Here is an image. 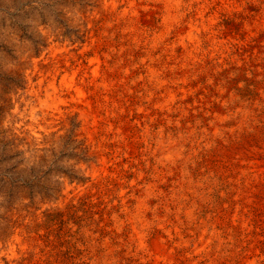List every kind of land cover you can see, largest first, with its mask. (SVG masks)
Returning a JSON list of instances; mask_svg holds the SVG:
<instances>
[{"label":"rangeland","instance_id":"1","mask_svg":"<svg viewBox=\"0 0 264 264\" xmlns=\"http://www.w3.org/2000/svg\"><path fill=\"white\" fill-rule=\"evenodd\" d=\"M197 2L0 0V264H264V0Z\"/></svg>","mask_w":264,"mask_h":264},{"label":"bare ground","instance_id":"2","mask_svg":"<svg viewBox=\"0 0 264 264\" xmlns=\"http://www.w3.org/2000/svg\"><path fill=\"white\" fill-rule=\"evenodd\" d=\"M134 1H138V0H134ZM155 1V0H154ZM141 2V1H140ZM164 2V1H163ZM175 2V1H174ZM198 2H199V0H198ZM197 2V3H198ZM132 3V2H131ZM158 3V2H157ZM125 4V3H124ZM139 4V3H138ZM172 4V3H171ZM180 4V3H179ZM190 4V3H189ZM142 5V4H141ZM170 5V4H169ZM191 5V4H190ZM199 5V4H198ZM197 5V6H198ZM113 6V5H112ZM120 6V5H119ZM156 6V5H155ZM204 6V5H203ZM134 7V6H133ZM170 7V6H169ZM104 8V7H103ZM140 8V7H139ZM138 8V9H139ZM144 9V8H143ZM169 10V9H168ZM168 10H167V12H168ZM179 10H180V8H179ZM201 10H202V8H201ZM109 11V10H108ZM126 11V10H125ZM163 11V10H162ZM171 11V10H170ZM197 11V10H196ZM120 12V11H119ZM138 12V11H137ZM107 13V12H106ZM125 13V12H124ZM189 13V12H188ZM115 14V13H114ZM127 14V13H126ZM200 14H201V12H200ZM123 15V14H122ZM163 15V14H162ZM171 15V14H170ZM115 16V15H114ZM173 16V15H172ZM176 16V15H175ZM179 16V15H178ZM109 17V16H108ZM174 17V16H173ZM172 17V18H173ZM196 17H198V16H196ZM125 18V17H124ZM129 18V17H128ZM165 18V17H164ZM171 18V17H170ZM119 19V18H118ZM130 19V18H129ZM177 19V18H176ZM257 19V18H256ZM111 20V19H110ZM121 20V19H120ZM123 20V19H122ZM121 20V21H122ZM201 20V19H200ZM126 21V20H125ZM172 21V20H171ZM120 22V21H119ZM168 22H170V21H168ZM176 22V21H175ZM215 22V21H214ZM201 23V22H200ZM113 24V23H112ZM163 24V23H162ZM174 24V23H173ZM172 24V25H173ZM176 24V23H175ZM211 25V24H210ZM257 25V24H256ZM216 26V25H215ZM162 27V26H161ZM169 27V26H168ZM172 27V26H171ZM196 28V27H195ZM210 28V27H209ZM190 29V28H189ZM214 29V28H213ZM162 30V29H161ZM101 31V30H100ZM126 31V30H125ZM170 31V30H169ZM200 31V30H199ZM127 32V31H126ZM188 32V31H187ZM204 32H206V31H204ZM94 33V32H93ZM106 33V32H105ZM122 33V32H121ZM166 33V32H165ZM200 33V32H199ZM202 33V32H201ZM129 34V33H128ZM106 35V34H105ZM161 35H163V34H161ZM168 35V34H167ZM174 35V34H173ZM91 36V35H90ZM191 36V35H190ZM171 37V36H170ZM187 37V36H186ZM192 37V36H191ZM100 38V37H99ZM157 38V37H156ZM166 38V37H165ZM173 38V37H172ZM135 39V38H134ZM158 39V38H157ZM163 39V38H162ZM180 39V38H179ZM183 39H184V37H183ZM192 39V38H191ZM154 40V39H153ZM164 40V39H163ZM162 40V41H163ZM189 40V39H188ZM187 40V41H188ZM136 41V40H135ZM147 41V40H146ZM159 41V40H158ZM221 41V40H220ZM95 42H98V38H97V40L96 41H93V42H91L92 44H94ZM152 42V41H151ZM175 42V41H174ZM177 42V41H176ZM178 42H179V40H178ZM171 43V42H170ZM194 43V42H193ZM213 43V42H212ZM156 44V43H155ZM191 44V43H190ZM214 44V43H213ZM227 44V43H226ZM177 45V44H176ZM181 45V44H180ZM155 46V45H154ZM217 46V45H216ZM88 47V46H87ZM91 48V47H90ZM93 48V47H92ZM222 48H224V47H222ZM56 50V49H55ZM158 50V49H157ZM195 50H196V48H195ZM220 50V49H219ZM168 51V50H167ZM215 51V50H214ZM65 52V51H64ZM85 52V51H84ZM100 52V50L99 49H96L95 50V53H97L96 55V59L93 61V63H92V69L90 70L91 71V77H89L88 76V78L90 79V82H92V84H93V89H92V94L93 95H90V94H88L87 93V89L85 88L86 86H82V85H80V82H79V80H80V71L79 72H76V73H74L73 75H71L72 77H71V79L68 81H64L65 82V85H67V88H68V92H69V95L71 96V95H74L75 97H76V99L77 100H75V98L74 99H72V100H62L60 97H59V95L57 94V91L55 90V97L53 98V101H54V104H55V107H54V109H56V112H59L60 111V108H59V106H60V104H62V105H64V106H66V107H70L71 106V102L73 101V102H75V103H77V104H79V105H81V107H79L80 109H78L79 111H80V113L82 114V115H84L85 116V118H84V130H86L87 132H89V134H91V135H93L94 133H97V132H95L96 130H90V121H89V119H87L86 117L90 114L92 117H93V125L96 127H98L99 126V124H100V119L98 118V116H99V107H100V94H99V89H98V85H97V83H98V81L100 80V78H102V72H103V70H105L104 69V61L102 60V58L100 57V55L98 54ZM113 52V51H112ZM185 52V51H184ZM155 53V52H154ZM210 53V52H209ZM226 53V52H225ZM233 53V52H232ZM57 54V53H56ZM67 54V53H66ZM86 54V53H85ZM89 54H91V53H89ZM192 55V54H191ZM215 55V54H214ZM82 56H83V54H82ZM169 56V55H168ZM213 56V55H212ZM218 56V55H217ZM229 56V55H228ZM51 57V56H50ZM60 57H62V56H60ZM66 57V56H65ZM67 58V57H66ZM72 58V57H71ZM226 58V57H225ZM56 59V58H55ZM91 59V58H90ZM175 59V58H174ZM177 59V58H176ZM209 59V58H208ZM93 60V59H92ZM171 60V59H170ZM173 60V59H172ZM225 60V59H224ZM41 61V60H40ZM62 61V60H61ZM83 61V60H82ZM81 61V62H82ZM87 61V60H86ZM176 61V60H175ZM234 61V60H233ZM65 62V61H64ZM70 62V61H69ZM169 62V61H168ZM178 62V61H177ZM37 63V62H36ZM61 63V62H60ZM71 63V62H70ZM79 63V62H78ZM77 63V64H78ZM87 63V62H86ZM237 63V62H236ZM239 63V62H238ZM57 64V63H56ZM76 64V65H77ZM81 64V63H80ZM172 64V63H171ZM230 64H232V63H230ZM69 65V64H68ZM71 65V64H70ZM142 65V64H141ZM61 66V65H60ZM83 66V65H82ZM174 66V65H173ZM203 66V65H202ZM58 68V67H57ZM77 68V67H76ZM117 68V67H116ZM163 68V67H162ZM81 69V68H80ZM118 69V68H117ZM61 70V69H60ZM110 70V69H109ZM156 70V69H155ZM160 70V69H159ZM83 71V70H82ZM153 73L155 72V71H152ZM59 73V72H58ZM71 73V72H70ZM67 74V73H66ZM82 74V73H81ZM114 74V73H113ZM126 74V73H125ZM159 74V73H158ZM172 74V73H171ZM112 75V74H111ZM166 75V74H165ZM174 75V74H173ZM110 76V75H109ZM53 77V76H52ZM56 77H57V75H56ZM82 77V76H81ZM108 77V76H107ZM116 77V76H115ZM162 79H163V77H161ZM160 78V79H161ZM117 79V78H116ZM155 79V78H154ZM160 79H158V80H160ZM92 80V81H91ZM166 80V79H165ZM81 81V80H80ZM162 81V80H161ZM261 81V80H260ZM87 82V81H86ZM100 82V81H99ZM118 82V81H117ZM158 82V81H157ZM63 83V82H62ZM176 83V82H175ZM54 84V83H53ZM168 84H169V82H168ZM106 85H107V83H106ZM156 85V84H155ZM164 85V84H163ZM53 86V85H52ZM88 86V85H87ZM166 86V85H165ZM61 87V86H60ZM103 87V86H102ZM105 87H107V86H105ZM116 87V86H115ZM119 87V86H118ZM149 87V86H148ZM89 88V87H88ZM177 88V87H176ZM61 89V88H60ZM101 89V88H100ZM179 89V88H178ZM125 90V89H124ZM159 91V90H158ZM168 91V90H167ZM178 91V90H177ZM106 93V92H105ZM168 93V92H167ZM61 94H63V93H61ZM114 94H116L115 92H114ZM108 95V94H107ZM161 95V94H160ZM234 95V94H233ZM67 96V95H66ZM114 96V95H113ZM235 96V95H234ZM72 97V96H71ZM110 97V96H109ZM157 97V96H156ZM236 97V96H235ZM155 98V97H154ZM168 98V97H167ZM177 98V97H176ZM234 98V97H233ZM260 98V97H259ZM51 99V98H50ZM159 99V98H158ZM52 100V99H51ZM153 100V99H152ZM120 101V100H119ZM165 101V100H164ZM109 102V101H108ZM243 102V101H242ZM260 102V101H259ZM261 102H262V100H261ZM119 103V102H118ZM122 103V102H121ZM156 103V102H155ZM167 103V102H166ZM176 103V102H175ZM135 104V103H134ZM151 104V103H150ZM255 104V103H254ZM133 105V104H132ZM52 106V105H51ZM54 106V105H53ZM138 106V105H137ZM250 106V105H249ZM261 106V105H260ZM62 107V106H61ZM112 107V106H111ZM134 107V106H133ZM159 107V106H158ZM259 107V106H258ZM242 108V107H241ZM110 109V108H109ZM140 109V108H139ZM152 109H153V107H152ZM158 109V108H157ZM256 109V108H255ZM133 110V109H132ZM138 110V109H137ZM164 110H165V108H164ZM168 110V109H167ZM260 110V109H259ZM113 111V110H112ZM141 111V110H140ZM62 112V111H61ZM139 112V111H138ZM143 112V111H142ZM169 112V111H168ZM89 113V114H88ZM65 114V113H64ZM78 114V113H77ZM80 114V115H81ZM162 114V113H161ZM259 114V113H258ZM262 114V113H261ZM57 115V114H56ZM123 115V114H122ZM90 116V117H91ZM141 116V115H140ZM146 116V115H145ZM150 116V115H149ZM105 117V116H104ZM125 117V116H124ZM65 118V117H64ZM118 118V117H117ZM124 120V119H123ZM139 121H140V119H138ZM212 120V119H211ZM256 120V119H255ZM104 121V120H103ZM106 121V120H105ZM118 121V120H117ZM199 121V120H198ZM110 122V121H109ZM262 122V121H261ZM264 122V121H263ZM202 123V122H201ZM104 124V123H103ZM116 124V123H115ZM193 124V123H192ZM105 125V124H104ZM254 125H255V123H254ZM258 125H259V123H258ZM81 126V125H80ZM143 126V125H142ZM193 126V125H192ZM101 127V126H100ZM210 127V126H209ZM230 127V126H229ZM154 128V127H153ZM164 128V127H163ZM188 128V127H187ZM203 128V127H202ZM260 128V127H259ZM195 129V128H194ZM217 129V128H216ZM115 130V129H114ZM233 130V129H232ZM51 131V130H50ZM145 131V130H144ZM201 131H203V130H200V132ZM253 131V130H252ZM86 132V133H87ZM110 132V131H109ZM122 132H124V131H122ZM163 132V131H162ZM190 132V131H189ZM196 132V131H195ZM240 132V131H239ZM104 133V132H103ZM108 133V132H107ZM125 133V132H124ZM127 133V132H126ZM145 133V132H144ZM193 133V132H192ZM165 134V133H164ZM186 134V133H185ZM195 134V133H194ZM245 134V133H244ZM257 134V133H256ZM84 135V134H83ZM95 135V134H94ZM135 135V134H134ZM260 135V134H259ZM258 135V136H259ZM87 136V135H86ZM108 136V135H107ZM248 136V135H247ZM92 137V136H91ZM110 137V136H109ZM136 137V136H135ZM134 137V138H135ZM155 137V136H154ZM185 137V136H184ZM218 137V136H217ZM255 137V136H254ZM123 138V137H122ZM193 138V137H192ZM206 138V137H205ZM209 138V137H208ZM240 138V137H239ZM97 139V138H96ZM116 139V138H115ZM137 139H140V138H137ZM185 139H188L187 137L185 138ZM237 139V138H236ZM246 139V138H245ZM259 139V138H258ZM101 140V139H100ZM105 140V139H104ZM125 140V139H124ZM181 140V139H180ZM201 140V139H200ZM219 140V139H218ZM232 140V139H231ZM234 140H235V138H234ZM240 140V139H239ZM244 140V139H243ZM130 141H132V140H130ZM159 141V140H158ZM261 141V140H260ZM95 142V141H94ZM101 142H102V140H101ZM125 142V141H124ZM172 142V141H171ZM193 142V141H192ZM196 142V141H195ZM223 142V141H222ZM247 142V141H246ZM254 142V141H253ZM140 143V142H139ZM169 143V142H168ZM190 143V142H189ZM194 143V142H193ZM201 143V142H200ZM207 143V142H206ZM217 143V142H216ZM221 143V142H220ZM232 143V142H231ZM237 143V142H236ZM143 144V143H142ZM141 144V145H142ZM187 144V143H186ZM215 144V143H214ZM246 144V143H245ZM258 144V143H257ZM108 145V144H107ZM197 145V144H196ZM253 145H255L254 143H253ZM98 146V145H97ZM102 146V145H101ZM105 146V145H104ZM109 146V145H108ZM168 146V145H167ZM182 146H184V145H182ZM181 146V147H182ZM223 146V145H222ZM229 146H231V145H229ZM257 146V145H256ZM147 147V146H146ZM198 147V146H197ZM201 147V146H200ZM218 147H220V146H218ZM232 147V146H231ZM237 147V146H236ZM240 147V146H239ZM92 148V147H91ZM188 148V147H187ZM191 148H192V146H191ZM176 149V148H175ZM178 149V148H177ZM211 149V148H210ZM225 149V148H224ZM254 149V148H253ZM261 149V148H260ZM263 149V148H262ZM92 150V149H91ZM115 150V149H114ZM172 150V149H171ZM171 150H169V151H171ZM201 150V149H200ZM242 150H243V148H242ZM246 150V149H245ZM259 150V149H258ZM105 151H106V149H105ZM141 151V150H140ZM147 151H148V149H147ZM168 151V150H167ZM168 151V152H169ZM233 151V150H232ZM175 152V151H174ZM210 152V151H209ZM217 152V151H216ZM256 152V151H255ZM113 153V152H112ZM116 153V152H115ZM171 153V152H170ZM184 153V152H183ZM224 153V152H223ZM178 154V153H177ZM241 154V153H240ZM239 154V155H240ZM243 154V153H242ZM241 154V155H242ZM100 155V154H99ZM138 155V154H137ZM159 155V154H158ZM189 155V154H188ZM198 155V154H197ZM218 155H220V154H218ZM228 155V154H227ZM234 155H236V154H234ZM94 156V155H93ZM139 156V155H138ZM166 156V155H165ZM253 156V155H252ZM183 157V156H182ZM190 157H191V155H190ZM245 157V156H244ZM246 157H247V155H246ZM255 157V156H254ZM113 158H114V156H113ZM168 158V157H167ZM166 159V158H165ZM195 160V159H194ZM197 160V159H196ZM206 160V159H205ZM107 161H108V159H107ZM146 161V160H145ZM189 161V160H188ZM190 161H192V160H190ZM218 161V160H217ZM243 161V160H242ZM247 161V160H246ZM113 162V161H112ZM124 162V161H123ZM151 162V161H150ZM196 162V161H195ZM200 162V161H199ZM198 162V163H199ZM233 162V161H232ZM105 163V162H104ZM145 163V162H144ZM160 163V162H159ZM202 163V162H201ZM216 163V162H215ZM153 164V163H152ZM162 164V163H161ZM175 164V163H174ZM191 164V163H190ZM218 164V163H217ZM228 164V163H227ZM226 164V165H227ZM105 165V164H104ZM140 165V164H139ZM154 165V164H153ZM197 165V164H196ZM223 165H225V164H223ZM100 166V165H99ZM169 166V165H168ZM173 166V165H172ZM178 166V165H177ZM203 166V165H202ZM243 166V165H242ZM257 166H259V165H257ZM142 167V166H141ZM201 167V166H200ZM212 167V166H211ZM229 167H230V165H229ZM237 167V166H236ZM251 167V166H250ZM99 168V167H98ZM111 168V167H110ZM150 168V167H149ZM175 168V167H174ZM183 168H184V166H183ZM248 168V167H247ZM106 169H107V167H106ZM205 169V168H204ZM225 169V168H224ZM240 169V168H239ZM253 169V168H252ZM116 170V169H115ZM151 170V169H150ZM186 170V169H185ZM201 170V169H200ZM211 170V169H210ZM223 170V169H222ZM221 170V171H222ZM228 170V169H227ZM234 170V169H233ZM242 170V169H241ZM112 171H114V170H112ZM178 171H180V170H178ZM249 171V170H248ZM256 171H258V170H256ZM261 171V170H260ZM115 172H117V171H115ZM218 172V171H217ZM225 172V171H224ZM114 173V172H113ZM150 173V172H149ZM154 173V172H153ZM215 173V172H214ZM228 173H230V172H228ZM240 173V172H239ZM261 173V172H260ZM117 174V173H116ZM137 174V173H136ZM259 174V173H258ZM193 175V174H192ZM205 175V174H204ZM229 175V174H228ZM232 175V174H231ZM97 176V175H96ZM123 176V175H122ZM177 176V175H176ZM207 176H208V173H207ZM217 176V175H216ZM242 176V175H241ZM248 176V175H247ZM250 176V175H249ZM114 177V176H113ZM256 177V176H255ZM223 178V177H222ZM246 178V177H245ZM101 179V178H100ZM108 179V178H107ZM117 179V178H116ZM126 179V178H125ZM134 179V178H133ZM143 179H145V178H143ZM200 179V178H199ZM238 179V178H237ZM261 179V178H260ZM123 180V179H122ZM160 180V179H159ZM220 180V179H219ZM250 180V179H249ZM252 181H253V179H251ZM115 181V180H114ZM213 181V180H212ZM215 181V180H214ZM102 182V181H101ZM125 182V181H124ZM150 182V181H149ZM196 182V181H195ZM206 182V181H205ZM208 182V181H207ZM100 183V182H99ZM142 183V182H141ZM193 183V182H192ZM224 183H226V182H224ZM128 184V183H127ZM137 184V183H136ZM207 184V183H206ZM249 184V183H248ZM124 185V184H123ZM134 185V184H133ZM138 186V185H137ZM236 186V185H235ZM252 186V185H251ZM127 187V186H126ZM145 188V187H144ZM202 188V187H201ZM230 188V187H229ZM139 189V188H138ZM74 190V189H73ZM129 190V189H128ZM251 190V189H250ZM253 190V189H252ZM131 191V190H130ZM140 191V190H139ZM182 191V190H181ZM117 192V191H116ZM120 193H121V191H119ZM205 192V191H204ZM211 192V191H210ZM244 192V191H243ZM66 193H69L68 191L66 192ZM135 193V192H134ZM231 193V192H230ZM251 193V192H250ZM71 194H73V193H71ZM244 194V193H243ZM248 193H246V195H247ZM182 195V194H181ZM187 195V194H186ZM192 195V194H191ZM250 195V194H249ZM248 195V196H249ZM253 195V194H252ZM136 196V195H135ZM228 196V195H227ZM230 196V195H229ZM232 196H234V195H232ZM138 197V196H137ZM247 197V196H246ZM150 198V197H149ZM167 198H169V197H167ZM216 198V197H215ZM70 199V198H69ZM119 199V198H118ZM227 199V198H226ZM236 199V198H235ZM64 200V199H63ZM208 200V199H207ZM237 200V199H236ZM62 201V200H61ZM150 201V200H149ZM169 201V200H168ZM175 201V200H174ZM192 201V200H191ZM221 201V200H220ZM224 201V200H223ZM248 201V200H247ZM118 202V201H117ZM133 202V201H132ZM227 202V201H226ZM225 202V203H226ZM64 203V202H63ZM70 203V202H69ZM143 204H144V200H143V202H142ZM147 203V202H146ZM131 204V203H130ZM150 204V203H149ZM227 204V203H226ZM234 204V203H233ZM203 205V204H202ZM247 205V204H246ZM65 206H66V204H65ZM245 206V205H244ZM117 207V206H116ZM141 207V206H140ZM150 207V206H149ZM172 207V206H171ZM203 207V206H202ZM233 207V206H232ZM247 207V206H246ZM245 207V208H246ZM186 208V207H185ZM242 208V207H241ZM250 208V207H249ZM137 209H138V207H137ZM172 209H173V207H172ZM193 209H195V208H193ZM146 210V209H145ZM180 210V209H179ZM189 210H191V209H189ZM205 210V209H204ZM114 211V210H113ZM183 211V210H182ZM192 211H194V210H192ZM219 211H220V209H219ZM231 211V210H230ZM245 211V210H244ZM248 211V210H247ZM126 212H128V211H126ZM188 212V211H187ZM240 212H241V210H240ZM129 213V212H128ZM127 213V214H128ZM151 213V212H150ZM216 213H217V211H216ZM140 214V213H139ZM142 214V213H141ZM144 214H146V213H144ZM185 214V213H184ZM226 214V213H225ZM232 214V213H231ZM150 215V214H149ZM211 215V214H210ZM214 215V214H213ZM243 215H246V214H243ZM128 216V215H127ZM136 216V215H135ZM138 216V215H137ZM182 216V215H181ZM237 216V215H236ZM129 217V216H128ZM139 217V216H138ZM146 217V216H145ZM175 217H177V216H175ZM206 217V216H205ZM204 217V218H205ZM244 217V216H243ZM133 218H135V217H133ZM137 218V217H136ZM153 218V217H152ZM173 218V217H172ZM217 218V217H216ZM234 218H236V217H234ZM128 219V218H127ZM187 219V218H186ZM192 219V218H191ZM218 219H220V218H218ZM217 219V220H218ZM123 220V219H122ZM135 221V220H134ZM133 221V222H134ZM145 221V220H144ZM161 221V220H160ZM173 221V220H172ZM240 221V220H239ZM119 222V221H118ZM155 222V221H154ZM175 222V221H174ZM196 222V221H195ZM222 222H224V221H222ZM188 223V222H187ZM199 223V222H198ZM219 223V222H218ZM230 223V222H229ZM228 223V224H229ZM252 223V222H251ZM120 224V223H119ZM144 225H145V223H143ZM175 224V223H174ZM124 225V224H123ZM181 225V224H180ZM227 225V224H226ZM160 226V225H159ZM235 226V225H234ZM129 227V226H128ZM164 227V226H163ZM180 227V226H179ZM226 227V226H225ZM126 228H127V226H126ZM181 228V227H180ZM239 228V227H238ZM242 228V227H241ZM248 228H250V227H248ZM153 229V228H152ZM176 229V228H175ZM244 229V228H243ZM246 229V228H245ZM190 230V229H189ZM228 230H230V229H228ZM143 231V230H142ZM182 231V230H181ZM192 231V230H191ZM245 231V230H244ZM119 232V231H118ZM139 232V231H138ZM17 233V232H16ZM15 233V234H16ZM77 233V232H76ZM136 233V232H135ZM184 233V232H183ZM217 233V232H216ZM222 233V232H221ZM226 233V232H225ZM157 234V233H156ZM165 234V233H164ZM163 234V235H164ZM227 234H228V232H227ZM233 234V233H232ZM238 234V233H237ZM236 234V235H237ZM93 235V234H92ZM178 235H179V233H178ZM235 235V236H236ZM244 235V234H243ZM135 236V235H134ZM136 236H138L139 237V242H141V244H142V246L143 247H146V245H145V243H142V236L140 235V234H137ZM248 236V235H247ZM20 237V236H19ZM182 237V236H181ZM205 237V236H204ZM209 237V236H208ZM224 237V236H223ZM234 237V236H233ZM245 237V236H244ZM115 238V237H114ZM126 238V237H125ZM132 238V237H131ZM153 238V237H152ZM184 238V237H183ZM197 238V237H196ZM178 239V238H177ZM208 239V238H207ZM206 239V240H207ZM244 239V238H243ZM112 240V239H111ZM206 240H204V239H200V241H201V245H197V247H196V249L194 250V253L195 254H199L200 255V253L203 251V250H206V248H207V241ZM118 241V240H117ZM158 241V240H157ZM240 241V240H239ZM245 241V240H244ZM250 241V240H249ZM252 241V240H251ZM19 242V241H18ZM118 242H120V241H118ZM167 242V241H166ZM171 242V241H170ZM221 242V241H220ZM124 243V242H123ZM122 243V244H123ZM181 243V242H180ZM198 243V242H197ZM25 244V243H24ZM95 244V243H94ZM136 244H137V242H136ZM147 244V243H146ZM152 244V243H151ZM226 244V243H225ZM242 244V243H241ZM245 244H246V242H245ZM26 245V244H25ZM116 245V244H115ZM147 245H149V244H147ZM168 245V244H167ZM177 245V244H176ZM189 245V244H188ZM196 245V244H195ZM233 245V244H232ZM236 245V244H235ZM244 245V244H243ZM247 245V244H246ZM122 246V245H121ZM171 246V245H170ZM186 246V245H185ZM20 247H22L21 245H20ZM27 247V246H26ZM133 247V246H132ZM152 247V246H151ZM173 247H175V246H173ZM172 247V248H173ZM178 247V246H177ZM245 247V246H244ZM135 248V247H134ZM170 248V247H169ZM255 248V247H254ZM133 249V248H132ZM153 249V248H152ZM157 249V248H156ZM160 249V248H159ZM158 249V250H159ZM178 249H179V247H178ZM194 249V248H193ZM238 249V248H237ZM241 249V248H240ZM93 251H95L94 249H92ZM97 250V249H96ZM163 250V249H162ZM184 250V249H183ZM180 251V250H179ZM231 251V250H230ZM128 252V251H127ZM158 252H160V251H158ZM186 252V251H185ZM236 252V251H235ZM161 253H163V252H161ZM182 253H184V252H182ZM218 253V252H217ZM144 254V253H143ZM153 254V253H152ZM177 254V253H176ZM175 254V255H176ZM223 254V253H222ZM226 254V253H225ZM238 254V253H237ZM9 255V254H8ZM160 255V254H159ZM210 255V254H209ZM156 256V255H155ZM182 256V255H181ZM207 256V255H206ZM168 257V256H167ZM173 257V256H172ZM171 257V258H172ZM190 257V256H189ZM202 257H203V255H202ZM155 258V257H154ZM158 258V257H157ZM166 258V257H165ZM179 258V257H178ZM184 258V257H183ZM195 258V257H194ZM209 258V257H208ZM139 259V258H138ZM168 259V258H167ZM222 259V258H221ZM228 259V258H227ZM131 260V259H130ZM155 260V259H154ZM164 260V259H163ZM169 260H171V259H169ZM179 260V259H178ZM184 260V259H183ZM199 260V259H198ZM219 260V259H218ZM109 261V260H108ZM112 261V260H111ZM176 261V260H175ZM201 261V260H200ZM100 262V261H99ZM103 262V261H102ZM107 262V261H106ZM110 262V261H109ZM125 262V261H124ZM129 262V261H128ZM135 262H136V260H135ZM157 262H159L158 261V259H157ZM170 262V261H169ZM209 262V261H208ZM89 263V262H88ZM176 263V262H175ZM204 263V262H203ZM81 264V263H80ZM124 264V263H123ZM177 264V263H176ZM191 264V263H190ZM208 264V263H207Z\"/></svg>","mask_w":264,"mask_h":264}]
</instances>
